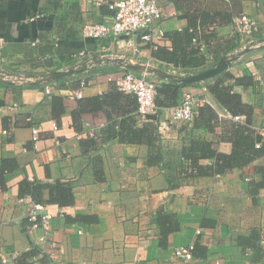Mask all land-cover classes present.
Listing matches in <instances>:
<instances>
[{
  "label": "crops",
  "instance_id": "obj_1",
  "mask_svg": "<svg viewBox=\"0 0 264 264\" xmlns=\"http://www.w3.org/2000/svg\"><path fill=\"white\" fill-rule=\"evenodd\" d=\"M110 2L0 0V28L6 41L0 50L2 67L36 80L0 81V177L5 180V188L0 189V264H264V256L258 258L238 242L240 235L258 229L264 245V156L207 176H186L179 166L183 147L193 139L211 142L219 153L228 155L234 148L228 136L236 123L254 133L264 126V48L245 53L226 70L234 77L254 78L249 86L236 84L235 78L224 82L249 110L241 121L216 103L209 88L216 76L181 88L182 96L192 92L199 106L209 104L217 110L213 129L195 128V117L173 121L171 108L178 104L163 108L157 119H139L136 101L114 98L119 94L116 81L126 70L120 66L100 65L59 79L49 95L46 83L38 81L46 72L86 58L81 52L127 56L174 73L204 70L223 54L244 46L235 31L236 15L255 17L261 24L257 38L264 40V0H162L161 26L166 32L188 27L194 17L199 26L205 17L203 26L214 29L206 67L192 72L157 61L148 47L134 52L113 38L84 37L86 23L111 20ZM80 89L83 96L77 98L74 92ZM113 122L125 136L129 127L139 133L148 124L157 128H152L153 146L109 139L105 128ZM32 126L39 130L36 143ZM92 131L99 132V138H93ZM159 144L163 164L156 158ZM56 181L71 185L74 201L64 206L49 203L50 191H44L53 215L45 245L38 240L42 229L31 228L27 220L34 201L29 187ZM158 213H173L180 223L164 243L155 221ZM52 242L55 248L46 249ZM191 243L196 246L194 258L178 259L175 248ZM34 244L38 253L27 254Z\"/></svg>",
  "mask_w": 264,
  "mask_h": 264
},
{
  "label": "trees",
  "instance_id": "obj_2",
  "mask_svg": "<svg viewBox=\"0 0 264 264\" xmlns=\"http://www.w3.org/2000/svg\"><path fill=\"white\" fill-rule=\"evenodd\" d=\"M210 18V17H209ZM208 18V19H209ZM190 21L188 27L181 30H175L167 32V35L171 41V46H159L152 50V56L161 62H166L172 64L175 68L182 72H192L197 71L199 67L205 68L207 62V52H211L210 44L215 40L214 29H210L207 26H203L207 19L202 17L201 26L197 24V20ZM199 36L202 41L207 45L206 51L201 52L198 48H195L192 44L193 38ZM217 53V52H216ZM220 53H217V57ZM220 57V55H219ZM218 57V58H219ZM217 80L210 84V91L219 106H221L226 113L232 115L245 114L246 118L248 116V109L246 105L242 102L239 94L231 92V86L225 85V80L235 78L236 84H242L244 86H249L254 83V78L252 75H244L242 77H234L233 74L228 71H223L222 73L216 75ZM157 85L156 103L159 107L157 114L160 115L162 109L165 107H170L172 105L179 104L182 99L181 88L184 85L159 80ZM5 83V82H4ZM117 86V85H116ZM118 88V87H117ZM119 90V89H118ZM119 94L115 95L114 98L120 99L127 96L132 102H137L135 95L130 93H125L121 90L118 91ZM239 111H244L243 113H238ZM135 116L142 119L138 112V102L137 110L135 109ZM194 127L203 129H213L218 122L219 114L217 110L209 104L203 106H198L197 115L194 116ZM115 123L107 126L106 132H108L109 139L117 138L121 142H135V141H145L147 144L153 146L152 135L155 133L157 128L152 127L148 124L139 133L138 129L135 127H129L127 130V136H125L124 130L116 129ZM154 128V131L153 129ZM104 129V130H105ZM103 130V131H104ZM231 136H228L233 144L234 148L231 154L219 153L211 142L200 141L193 139L190 141L188 147H183L181 153V167L180 171H183L186 176H207L215 174H223L234 167L244 166L249 164L254 159L264 156V138L259 134L254 133L252 129L248 126H242L241 124L235 125L231 131ZM159 135V133H158ZM144 136V137H143ZM156 136V133H155ZM143 137V139H142ZM260 142L259 147L256 143ZM187 146V145H186ZM157 149V160L163 164V151L161 144L156 145ZM164 166V165H163ZM171 167H168L167 176H169V171ZM2 177V176H1ZM0 177V189L5 188V180ZM264 185V182L261 184ZM174 185L173 187H175ZM31 195L34 201L45 203L44 191H50L49 203H56L60 206L69 205L74 201L72 194V188L69 183H63L56 181L54 184L51 183H32L29 187ZM47 204V203H46ZM155 221L160 228L161 241L164 243L170 232L178 230L180 228V223L177 221L176 216L173 213L167 215H161L158 213L155 216ZM25 230V228H23ZM238 242L243 246L253 250L254 254L258 258L264 256V245H262L260 230L253 229L251 234L248 236L240 235L238 237ZM196 246L193 253L195 252ZM38 253V249L34 244L32 249L27 253L34 255Z\"/></svg>",
  "mask_w": 264,
  "mask_h": 264
},
{
  "label": "built area",
  "instance_id": "obj_3",
  "mask_svg": "<svg viewBox=\"0 0 264 264\" xmlns=\"http://www.w3.org/2000/svg\"><path fill=\"white\" fill-rule=\"evenodd\" d=\"M162 0H111L110 8L114 13L111 20L106 23H86L83 26L82 32L84 37L92 39H116L118 44L124 43L125 47H129L138 52L141 47H148L153 50L159 46H167L170 41L167 32L161 26L164 19V12L161 6ZM236 34L240 37L243 45L258 41L257 34L260 32L261 24L255 18L246 13H241L233 18ZM123 35H128L129 38H122ZM5 38L1 34L0 28V50L5 46ZM192 44L201 52H205L207 45L197 35L193 38ZM80 55L91 57L93 55H86L81 52ZM86 57V58H87ZM84 59V58H83ZM3 60V59H1ZM0 60V68L2 67ZM57 81H50L45 84V92L47 95L52 93ZM116 85L119 90L135 95L138 102V112L142 119L146 118L147 114L158 112V105L156 103L157 85L156 78H151L147 74H138L131 70H124L123 74L117 79ZM85 86V82L81 83V88ZM74 96L81 98L83 96L82 90L74 92ZM199 102L192 92L183 94L181 102L171 108V119L175 122H189L193 120ZM234 120L241 121L245 119L246 115H232ZM31 120V118H28ZM53 128L58 129L56 121L53 123ZM32 139L36 143L39 140V130L37 126H32ZM256 133L264 138V126L255 129ZM93 138H99V132H91ZM260 142L256 143L259 147ZM53 215L47 209V204L42 202L32 201L27 213V220L31 228H41L42 234L39 236V242L46 243L50 240V233L52 230ZM46 249H54L55 243L48 244ZM195 244L177 246L174 250L178 259L185 262L194 258ZM52 257H56L51 254Z\"/></svg>",
  "mask_w": 264,
  "mask_h": 264
},
{
  "label": "water",
  "instance_id": "obj_4",
  "mask_svg": "<svg viewBox=\"0 0 264 264\" xmlns=\"http://www.w3.org/2000/svg\"><path fill=\"white\" fill-rule=\"evenodd\" d=\"M122 38H129L128 35H123ZM264 48L263 41H255L248 43L241 49L231 53L223 54L218 61H216L211 67L194 73H174L164 70L161 67L154 66L147 61L134 59L127 56H114V55H93L91 57L84 58L76 62L71 67L64 69L53 70L44 73L38 79L39 82L47 83L50 81H58L64 77L81 73L100 65H116L126 70H131L140 74H147L159 77L161 79L175 82L181 85L192 84L199 81L212 78L223 71L227 70L231 64L237 61L239 58L244 56L245 53L251 52L255 49ZM32 75H20L18 73L8 72L5 69L0 68V81L1 82H18V83H29L36 81ZM147 119H157L158 114H147Z\"/></svg>",
  "mask_w": 264,
  "mask_h": 264
}]
</instances>
